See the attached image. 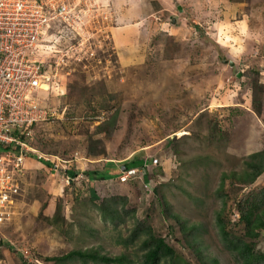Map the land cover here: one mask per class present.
Segmentation results:
<instances>
[{"label": "rangeland", "instance_id": "374dc122", "mask_svg": "<svg viewBox=\"0 0 264 264\" xmlns=\"http://www.w3.org/2000/svg\"><path fill=\"white\" fill-rule=\"evenodd\" d=\"M64 1L84 11L82 22H56L47 31L51 48L58 50L50 59L63 56L56 83L42 93L56 116L37 123L27 140L20 195L0 227V264H50L42 258L88 247L124 252L130 264H139L136 247L116 241L129 219H101L84 172L110 163L116 175L132 158L147 159L144 172L125 182L117 175L94 181L98 196L126 194L137 217L188 264H200L177 222L165 215L162 194L173 214L197 225V245L208 263L215 258L218 264H238L214 223L223 199L215 189L221 173L239 171L247 154L264 149V0ZM124 9L122 18L116 16ZM112 26L127 29L120 34ZM112 113V132H96ZM169 138L180 139L179 156ZM94 139L99 153L92 155L87 146ZM67 167L76 170L70 180ZM225 181L228 229L239 233L243 226L235 208L264 186V171L240 188ZM255 249L264 251V231Z\"/></svg>", "mask_w": 264, "mask_h": 264}, {"label": "built area", "instance_id": "2783aa9c", "mask_svg": "<svg viewBox=\"0 0 264 264\" xmlns=\"http://www.w3.org/2000/svg\"><path fill=\"white\" fill-rule=\"evenodd\" d=\"M76 5L64 0H0V227L12 217L20 195L33 124L56 116L42 93L56 83L63 56L50 59L58 50L51 48L47 31L56 22L81 23L84 11ZM138 172L141 167H125L117 178Z\"/></svg>", "mask_w": 264, "mask_h": 264}, {"label": "trees", "instance_id": "16d2710c", "mask_svg": "<svg viewBox=\"0 0 264 264\" xmlns=\"http://www.w3.org/2000/svg\"><path fill=\"white\" fill-rule=\"evenodd\" d=\"M105 102V101H104ZM260 104L252 98V106L256 112L260 110ZM67 116V114H66ZM116 114L112 113L107 119L102 120L95 126L96 132H102L109 135L114 127ZM49 120V119H48ZM48 120L38 121L33 124L32 129L37 123L46 122ZM33 131V130H32ZM29 138L26 139V141ZM87 151L89 154H98V140H88ZM175 142V145L170 146L172 152L179 156L181 153L178 146L179 138H169L168 142ZM145 158L130 159L122 164L128 167H141L142 173L146 169ZM51 168H59L57 162L45 161ZM110 164V163H108ZM108 164H103L100 168H90L84 170L89 177L88 187L90 189L89 199L92 204L98 209L99 215L102 220L110 221L113 224L125 223L127 219L130 221V225L127 227L125 235H118L116 238L117 243L123 247L135 246L137 250V258L139 264H188L174 246L166 241L164 236L155 232L153 226L144 218H139L135 214L134 206L129 203L130 200L126 194L111 193L106 196H98L96 190L93 188L94 180L115 178L119 175L121 170L117 171L116 175H112L111 167ZM121 164L118 166L120 169ZM66 170L67 179L75 174L76 168H64ZM111 171V172H110ZM264 171V149L255 150L243 159V167L239 171H231L229 174L221 173L220 180L215 194L222 197L220 207L214 212V223L217 228L219 237L222 244L235 254L238 264H264V251L255 249L257 238L260 232L264 231V186L258 189L251 197L246 198L242 203H238L236 212L238 213L237 223L243 226V229L239 233L231 232L228 229L226 219L225 200L226 192L224 190L225 180L228 178L229 184L233 185L237 183V188L242 185L251 184L256 177H258ZM141 173V172H138ZM137 174V173H136ZM135 174V175H136ZM134 178V177H131ZM118 179V178H117ZM130 179V177H129ZM119 180L125 182L129 180ZM162 201V206L165 210V215L172 217L178 224V231L181 232L182 238L185 242L192 247L200 264H218L215 258H211L209 263L206 260V256L197 245L196 231L197 225H188L185 221L173 214L169 210V204L162 194L159 197ZM97 201V202H95ZM5 243L3 237L0 236V246ZM46 263L50 264H69V262L77 260L83 264L92 262L95 264L100 263H112V264H130L131 260L124 253L108 254L101 252L99 248H72L63 254L45 256L42 258Z\"/></svg>", "mask_w": 264, "mask_h": 264}, {"label": "crops", "instance_id": "0c3cea01", "mask_svg": "<svg viewBox=\"0 0 264 264\" xmlns=\"http://www.w3.org/2000/svg\"><path fill=\"white\" fill-rule=\"evenodd\" d=\"M121 1H126V0H121ZM125 12H126V9H124V10H121L119 13H117L116 14V16L117 15H119L121 18L123 17V15L125 14ZM112 28H113V30L112 31H116L117 33H119L120 32V34H121V31H123L124 30V34H125V29H127L126 27H123V26H118V27H113L112 26ZM138 31V30H137ZM138 33V32H137ZM123 35V34H122ZM78 166H76L75 168H77ZM67 168H71V167H67ZM73 168V167H72ZM66 173V172H65ZM64 173V174H65ZM67 175V174H66ZM76 175V172H75V174H74V176ZM68 177V176H67ZM72 178V177H71ZM110 179V178H109ZM90 180V179H89ZM101 180V179H100ZM103 180V179H102ZM94 181H99V180H94Z\"/></svg>", "mask_w": 264, "mask_h": 264}, {"label": "water", "instance_id": "95a60500", "mask_svg": "<svg viewBox=\"0 0 264 264\" xmlns=\"http://www.w3.org/2000/svg\"><path fill=\"white\" fill-rule=\"evenodd\" d=\"M178 10L180 11V7H178ZM228 63L231 65L232 64V61H229ZM124 168H125V165L124 164H121L120 169L122 170Z\"/></svg>", "mask_w": 264, "mask_h": 264}]
</instances>
